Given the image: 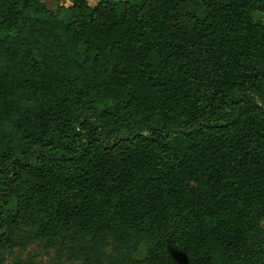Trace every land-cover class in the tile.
Returning a JSON list of instances; mask_svg holds the SVG:
<instances>
[{"label":"trees","instance_id":"16d2710c","mask_svg":"<svg viewBox=\"0 0 264 264\" xmlns=\"http://www.w3.org/2000/svg\"><path fill=\"white\" fill-rule=\"evenodd\" d=\"M67 8H0V244L35 215L137 231L152 264H264V0Z\"/></svg>","mask_w":264,"mask_h":264},{"label":"rangeland","instance_id":"374dc122","mask_svg":"<svg viewBox=\"0 0 264 264\" xmlns=\"http://www.w3.org/2000/svg\"><path fill=\"white\" fill-rule=\"evenodd\" d=\"M8 1L0 0V8ZM43 1L63 18L72 15L67 8L71 0ZM87 1L91 6L97 2ZM59 5L63 8H57ZM252 16L264 21V12L256 11ZM35 47L42 49L37 44ZM78 50H84L83 43ZM261 227L264 231V222ZM146 251L142 235L137 231L88 234L71 226L59 229L55 236L46 237L40 234L39 218L30 215L13 229L8 243L0 244V264H152L146 259Z\"/></svg>","mask_w":264,"mask_h":264}]
</instances>
